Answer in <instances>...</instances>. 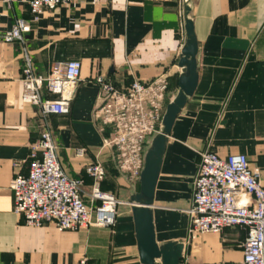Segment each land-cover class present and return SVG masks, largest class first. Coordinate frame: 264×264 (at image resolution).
Instances as JSON below:
<instances>
[{
    "label": "crops",
    "instance_id": "0c3cea01",
    "mask_svg": "<svg viewBox=\"0 0 264 264\" xmlns=\"http://www.w3.org/2000/svg\"><path fill=\"white\" fill-rule=\"evenodd\" d=\"M179 2L72 0L43 8L23 34L24 46L38 74H47L54 62L80 60V81L67 114L41 118L36 106L22 102V47L0 38V264H78L81 258L90 264H142L129 200L138 183L115 172L113 150L103 146L95 79L107 77L123 88L132 79L164 74V104L171 102L185 42ZM185 5L198 45V80L166 137L150 206L155 241L182 243L181 264H233L242 259L245 231L231 227L189 236L188 209L198 152L204 149L222 157L245 154L264 186V0H185ZM19 17L29 18L27 0H14L9 9L0 0V36ZM43 121L61 165L83 181L85 193L91 185L85 166L95 159L103 163L101 188L118 199L113 226H30L13 212V163L25 162Z\"/></svg>",
    "mask_w": 264,
    "mask_h": 264
},
{
    "label": "built area",
    "instance_id": "2783aa9c",
    "mask_svg": "<svg viewBox=\"0 0 264 264\" xmlns=\"http://www.w3.org/2000/svg\"><path fill=\"white\" fill-rule=\"evenodd\" d=\"M13 1L2 0L8 9ZM70 2L72 0H27L29 18H16L0 36L2 41L17 42L22 47L21 100L36 106L41 118L70 111L80 81L81 62L78 59L57 61L52 63L47 74H38L24 46L23 34L30 30V23L38 22L43 8ZM184 2H179L182 15ZM95 82L100 89L96 116L102 132H108L103 146L113 150L118 172L138 183L146 148L163 128L168 92L166 78L159 74L148 81L132 79L123 88L107 77L98 76ZM83 152V148L77 150L79 155ZM198 156L188 209L189 236L240 227L245 231L241 242L242 259L233 264H264V186L258 170L251 167L242 153L222 157L204 149ZM13 167L15 171L9 182L12 210L24 224H53L61 230L114 225L118 199L101 188L105 177L103 163L95 159L85 166L91 179L90 189L85 193L83 181L69 176L61 165L46 121L42 122L38 136L29 143L25 162H14ZM78 264L90 263L81 258Z\"/></svg>",
    "mask_w": 264,
    "mask_h": 264
},
{
    "label": "water",
    "instance_id": "95a60500",
    "mask_svg": "<svg viewBox=\"0 0 264 264\" xmlns=\"http://www.w3.org/2000/svg\"><path fill=\"white\" fill-rule=\"evenodd\" d=\"M190 8L183 7L185 42L181 48L178 66L182 68L178 76V92L171 102L166 104L162 116V131L154 136L144 155L143 168L138 182V192L130 197L132 216L135 224L138 255L142 264H181L183 244L166 242L157 244L150 206L159 174L161 157L166 137L170 134L173 122L186 100L194 92L198 80L196 54L197 41L192 20L187 16Z\"/></svg>",
    "mask_w": 264,
    "mask_h": 264
},
{
    "label": "trees",
    "instance_id": "16d2710c",
    "mask_svg": "<svg viewBox=\"0 0 264 264\" xmlns=\"http://www.w3.org/2000/svg\"><path fill=\"white\" fill-rule=\"evenodd\" d=\"M107 134H108V132L106 131L105 135H107ZM111 163L113 165V169L115 170V172H118L115 160H113Z\"/></svg>",
    "mask_w": 264,
    "mask_h": 264
}]
</instances>
